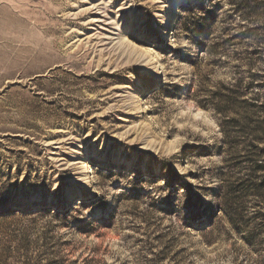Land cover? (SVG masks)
I'll use <instances>...</instances> for the list:
<instances>
[{
  "label": "rangeland",
  "instance_id": "374dc122",
  "mask_svg": "<svg viewBox=\"0 0 264 264\" xmlns=\"http://www.w3.org/2000/svg\"><path fill=\"white\" fill-rule=\"evenodd\" d=\"M0 241L264 264V0H0Z\"/></svg>",
  "mask_w": 264,
  "mask_h": 264
},
{
  "label": "bare ground",
  "instance_id": "6f19581e",
  "mask_svg": "<svg viewBox=\"0 0 264 264\" xmlns=\"http://www.w3.org/2000/svg\"><path fill=\"white\" fill-rule=\"evenodd\" d=\"M177 13V4L173 7V12L171 15H169L165 22H164V27L168 28L169 26H171L173 20H174V15Z\"/></svg>",
  "mask_w": 264,
  "mask_h": 264
},
{
  "label": "trees",
  "instance_id": "16d2710c",
  "mask_svg": "<svg viewBox=\"0 0 264 264\" xmlns=\"http://www.w3.org/2000/svg\"><path fill=\"white\" fill-rule=\"evenodd\" d=\"M9 247H7L5 244L3 245L2 241H0V264H7V260H1V258L3 257V252H5V250H8Z\"/></svg>",
  "mask_w": 264,
  "mask_h": 264
}]
</instances>
